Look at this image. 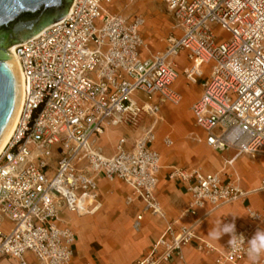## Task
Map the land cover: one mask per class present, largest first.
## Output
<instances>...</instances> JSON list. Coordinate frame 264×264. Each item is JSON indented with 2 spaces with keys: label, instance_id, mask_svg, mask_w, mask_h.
Segmentation results:
<instances>
[{
  "label": "built area",
  "instance_id": "1",
  "mask_svg": "<svg viewBox=\"0 0 264 264\" xmlns=\"http://www.w3.org/2000/svg\"><path fill=\"white\" fill-rule=\"evenodd\" d=\"M111 2L73 0L63 18L12 45L24 91L14 134L0 155V260L72 264L75 234L62 213H94L100 177L121 180L129 188L126 203L143 204L134 231H140L146 213L165 217L156 196L160 154L149 147L153 129L131 149L121 139L111 156L98 138L109 125L157 115L161 104L181 103L173 59L180 51L188 62L184 79H203L190 111L206 144L236 156L264 155V0H163L181 33L149 56L142 54L144 20L112 13ZM214 24L229 37L218 38ZM168 177L185 186L189 204L166 221L148 253L132 264H196L184 254L194 241L197 251L214 255L209 264H239L247 257L246 242L264 228V210L245 208L247 221L235 228L245 238L238 251L230 248L231 236L217 248L196 233L209 215L246 197L239 179L200 167H171Z\"/></svg>",
  "mask_w": 264,
  "mask_h": 264
},
{
  "label": "crops",
  "instance_id": "2",
  "mask_svg": "<svg viewBox=\"0 0 264 264\" xmlns=\"http://www.w3.org/2000/svg\"><path fill=\"white\" fill-rule=\"evenodd\" d=\"M111 12L116 13L112 10ZM144 51L145 49L143 52ZM186 83L189 84L187 81ZM202 83L203 79L198 80L196 83H192L197 86L196 92L194 93L193 99L189 102V105L200 97ZM175 89L178 91L177 88ZM178 92L182 95L180 91ZM166 106L175 107L174 105L167 103L161 104L157 115L143 114L147 118L154 117V119L148 121V123L143 126L141 132L135 136L128 134V131H118V126L123 124H116L107 126L102 133L104 135L101 134L98 138V144L102 148L103 153L106 156H111L115 153L116 147L121 139L125 140V147L131 149L136 140L139 139L147 129H153L155 138L149 143V147L160 154L161 169L156 196L165 213V217L162 218L146 213L141 221L140 231H134L133 222L136 215L143 208V204L140 201L131 204L126 203L125 199L129 192V188L121 180L120 181L124 184L123 191L126 192L124 197V204L126 205L125 211L122 210L120 206H115L113 212L110 210V212L105 215L95 216L94 214H96L103 206L102 195L105 193L107 185L110 182L104 177H100L98 179L99 208L94 213L90 214L93 216L76 215L67 211L62 213V217L67 219L68 222H71V224H68L75 234L72 264H132L134 261L145 256L148 253L152 242L161 235L165 228L166 221L176 219L181 211L188 206L190 201L185 186L178 181H172L169 179L168 173L171 167H200L206 172H219L224 178L229 177L230 179H235L237 177L239 179L238 182L240 187L247 192L245 198L218 209L209 215L205 221L197 227V236L212 243L217 248L225 246L230 235L225 234L220 239H215L213 236L209 235L210 231L216 225L223 222L234 223L235 228L242 227L247 221L245 210L247 206L258 211L264 210V188L261 187L262 180H264V155L244 154L236 156L234 150L219 152L212 149L205 142V132L194 124L193 115L189 110L192 115V124L200 131L198 130L199 133H194L192 132L193 129L189 130L181 138V140H184L188 134H195L192 139L195 143L191 144L193 148L192 154H194L192 161H195V163L188 167L185 164H187L191 158H185L183 155L185 153H183L181 146L172 148L174 145V139H179L175 138L173 135L174 126L169 120V116H171L172 113L170 111L167 112L165 108ZM164 126L168 127L167 132H164ZM113 128L117 129L113 130ZM116 133L118 137H115L117 136L115 135ZM166 138H171L173 143L167 145L165 142ZM198 162L201 163V165H198ZM109 201L110 203H113L114 199H109ZM127 210L129 213H125ZM126 214L129 215L126 216ZM128 216L131 218V230L125 229V219ZM192 221L193 219L190 218L184 220L183 223H191ZM196 243L197 242L194 241L184 248L186 260L189 262H195L196 264H209L214 255H205L204 253L197 251ZM26 256L30 263H36V259L31 253H27ZM260 259L263 260L262 264H264V254L260 256ZM16 263L17 261L13 258L4 257L0 260V264ZM239 264H252V261L249 260L247 256L240 260Z\"/></svg>",
  "mask_w": 264,
  "mask_h": 264
},
{
  "label": "rangeland",
  "instance_id": "3",
  "mask_svg": "<svg viewBox=\"0 0 264 264\" xmlns=\"http://www.w3.org/2000/svg\"><path fill=\"white\" fill-rule=\"evenodd\" d=\"M107 8L109 11L112 10L113 12L123 14L129 20H134L136 18H142L144 20V23L140 27V33L147 46L145 51L142 52L143 56H148L150 53L163 50L166 46V40L169 36L174 34H177L179 36L181 33L179 30L174 28L173 19L169 14L163 0H112V3L107 5ZM212 28L218 38L225 39L229 37L228 33L219 26L214 24L212 25ZM173 59L176 62V69L179 74L174 86L178 89V91L182 93L183 99L180 104L174 105L175 107L166 106L165 108L167 112L170 111L172 113V115L169 116V120L173 123L174 126L173 135L175 138L179 139H174V145L172 146V148L181 146V149H183V153H185L183 154L185 158H191V160H189V162L185 164L189 167V165L195 163V161H192V157H194V154H192L193 148L191 144L195 143L192 139L194 138V133L198 132L199 130L192 124V115L189 112L190 106L192 104L191 103L189 105V102L193 99L197 85L192 83L187 84L182 75V69L187 65L185 51H180V53ZM203 70L206 75L209 74L208 65H205L203 67ZM153 119L154 117L147 118L142 114L137 117V119L127 121L123 125L118 126V131H128V134H132L135 136L141 132L143 126L148 123V121H152ZM114 129L117 128H113V130ZM192 129V132L194 133L191 132L192 134H188L184 140H181V138L189 130ZM167 130L168 127L164 126V132H167ZM115 135H117V133ZM115 137H118V135ZM198 165H201V163L198 162ZM123 188L124 184L120 180L110 181L107 185L105 193L102 195L103 206L94 215H105L109 213L110 210H112L113 212L115 210V206H120L122 210L125 211L126 205L124 204V197L126 195V192L123 191ZM109 199H114V202L110 203ZM127 212L129 213L128 210L125 213ZM87 215L90 214H85L83 216ZM127 215L129 214H126V216ZM69 224H71V222H69ZM125 225L126 230H131V218H129V216L125 219Z\"/></svg>",
  "mask_w": 264,
  "mask_h": 264
},
{
  "label": "water",
  "instance_id": "4",
  "mask_svg": "<svg viewBox=\"0 0 264 264\" xmlns=\"http://www.w3.org/2000/svg\"><path fill=\"white\" fill-rule=\"evenodd\" d=\"M73 0H0V145L20 103V78L9 47L63 18Z\"/></svg>",
  "mask_w": 264,
  "mask_h": 264
},
{
  "label": "clouds",
  "instance_id": "5",
  "mask_svg": "<svg viewBox=\"0 0 264 264\" xmlns=\"http://www.w3.org/2000/svg\"><path fill=\"white\" fill-rule=\"evenodd\" d=\"M229 234L231 239L229 240L230 248L240 250V245L245 243L243 235H236L234 223L220 222L209 233L215 239H220L223 235ZM246 253L252 264H257L260 256L264 254V229H258L255 234L247 242Z\"/></svg>",
  "mask_w": 264,
  "mask_h": 264
},
{
  "label": "bare ground",
  "instance_id": "6",
  "mask_svg": "<svg viewBox=\"0 0 264 264\" xmlns=\"http://www.w3.org/2000/svg\"><path fill=\"white\" fill-rule=\"evenodd\" d=\"M9 54L11 55V57L13 58L16 66H17V69H18V73H19V78H20V103H19V107H18V111H17V114H16V118H15V121L9 131V133L7 134V136L5 137L4 141L2 142V144L0 145V155L2 154V152L4 151L7 143L9 142V140L11 139L12 135L14 134V131H15V128H16V125L18 123V119H19V116H20V112H21V109H22V104H23V91H24V83H23V76H22V72L20 70V67H19V63L16 59V57L13 55V48L12 46L9 47ZM177 81V80H176Z\"/></svg>",
  "mask_w": 264,
  "mask_h": 264
}]
</instances>
